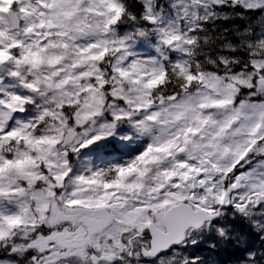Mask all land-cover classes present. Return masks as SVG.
Returning a JSON list of instances; mask_svg holds the SVG:
<instances>
[{
  "label": "snow or ice",
  "instance_id": "6c2138e0",
  "mask_svg": "<svg viewBox=\"0 0 264 264\" xmlns=\"http://www.w3.org/2000/svg\"><path fill=\"white\" fill-rule=\"evenodd\" d=\"M0 264H264V0H0Z\"/></svg>",
  "mask_w": 264,
  "mask_h": 264
},
{
  "label": "trees",
  "instance_id": "16d2710c",
  "mask_svg": "<svg viewBox=\"0 0 264 264\" xmlns=\"http://www.w3.org/2000/svg\"><path fill=\"white\" fill-rule=\"evenodd\" d=\"M216 258H217V259H222V254L217 253V254H216ZM222 260H223V259H222Z\"/></svg>",
  "mask_w": 264,
  "mask_h": 264
}]
</instances>
